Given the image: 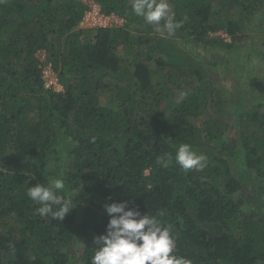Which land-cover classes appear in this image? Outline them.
I'll return each instance as SVG.
<instances>
[{
	"label": "trees",
	"instance_id": "obj_1",
	"mask_svg": "<svg viewBox=\"0 0 264 264\" xmlns=\"http://www.w3.org/2000/svg\"><path fill=\"white\" fill-rule=\"evenodd\" d=\"M87 1L122 24L82 28V0H0V264H91L119 202L161 219L192 264H264V82L244 64L257 56L239 53L225 89L198 51L243 45L240 22L264 48V0H166L174 35L132 0ZM40 51L61 90L45 87ZM181 144L203 170L176 164ZM54 178L74 203L63 221L27 195Z\"/></svg>",
	"mask_w": 264,
	"mask_h": 264
},
{
	"label": "clouds",
	"instance_id": "obj_2",
	"mask_svg": "<svg viewBox=\"0 0 264 264\" xmlns=\"http://www.w3.org/2000/svg\"><path fill=\"white\" fill-rule=\"evenodd\" d=\"M82 2L90 7L91 1L82 0ZM131 6L135 15L143 17L148 24L159 26L162 20L165 21L163 27L169 35H174L175 30L181 26L169 15V5L166 0H132ZM84 17L80 25L84 22ZM112 19L117 18L113 16ZM121 21L119 19V22ZM47 66L51 71L50 66ZM166 156L167 159L161 157L157 160V163L165 168L172 159L170 155L166 154ZM175 162L185 171L203 170L206 166V157L195 153L190 145L181 144L176 151ZM64 190V180L54 178L47 185L37 184L28 188L27 195L40 205L37 211L41 216L51 215L53 219L63 221L74 207V203L69 198L58 195ZM128 204V202H119L104 206L109 220L106 233L94 238L96 251L91 258V264H192L190 260L173 254L176 245L170 227L164 226L158 217L142 215L139 210H125Z\"/></svg>",
	"mask_w": 264,
	"mask_h": 264
},
{
	"label": "rangeland",
	"instance_id": "obj_3",
	"mask_svg": "<svg viewBox=\"0 0 264 264\" xmlns=\"http://www.w3.org/2000/svg\"><path fill=\"white\" fill-rule=\"evenodd\" d=\"M169 5V4H168ZM89 8L90 10L85 14V17L83 18L84 22L82 23L81 27L82 28H87V29H93L94 27L97 26H115V25H121L122 21L119 22V19H106V20H102L100 21L97 17H99L100 14V8L97 5L92 4V2H89ZM172 11L171 6L169 5V14ZM237 12L233 11L231 12V14H228V16L225 17V19H228V17L236 19L237 18ZM224 19V20H225ZM241 26V30H242V34L246 35V40L244 42L243 45H237L235 46V48L233 50H224V49H217V50H212L213 54L209 53L208 50L206 49L205 51H203V49L198 48V51L201 52V54L205 55L206 58L208 59H212V61L217 62V66L215 67H210L211 68V72L214 75V77L217 79L218 81V86L227 89L230 85V83H227L226 78L228 79H233L232 76L235 75V73H237V64L239 65V62L244 63L245 57L242 56V54L239 56V53H242V51L245 52H251L252 54H256L257 57H254L255 59H251L250 63H244V64H249V70H248V74L250 76L253 77H257L260 79H263L264 82V48L261 47H256L257 52H254L251 48H249V45H251L253 42V35L258 28V24L257 23H251L250 26H248L246 23L244 22H240ZM210 37H219L220 39L228 42L229 38H227V36L225 34H223L222 32L219 33H215V34H209ZM231 51V52H230ZM37 57L39 58V60L41 61V63H43L42 65V76H43V80L45 81V87L48 86H53L55 89L57 90H61L60 86L58 85L57 81H56V77L55 74L53 72H51L49 70V67L47 65H44V53L43 51L38 52ZM223 63L228 62L229 63V70H227V72L225 70H223ZM242 70V69H241ZM244 70V69H243ZM224 71L226 73H224ZM221 79V81H220ZM228 79V80H229ZM242 94H246L247 91L245 89L241 90ZM240 93L236 92V91H232L230 93L231 97H232V101H236L237 97ZM241 94V95H242ZM105 95H108L107 92H105L104 95H101L100 98V106H107L108 101L105 100ZM106 98H111L110 97H106ZM176 98H178V95L176 94ZM231 101V102H232ZM114 107V106H113ZM229 135H231V133H228Z\"/></svg>",
	"mask_w": 264,
	"mask_h": 264
},
{
	"label": "built area",
	"instance_id": "obj_4",
	"mask_svg": "<svg viewBox=\"0 0 264 264\" xmlns=\"http://www.w3.org/2000/svg\"><path fill=\"white\" fill-rule=\"evenodd\" d=\"M113 16H103V15H100L99 17H97L100 21L102 20H106V19H112ZM109 26V25H108ZM100 27H106V26H101Z\"/></svg>",
	"mask_w": 264,
	"mask_h": 264
}]
</instances>
